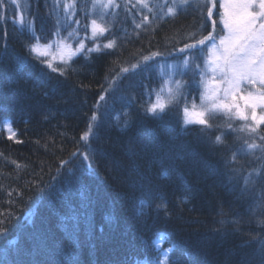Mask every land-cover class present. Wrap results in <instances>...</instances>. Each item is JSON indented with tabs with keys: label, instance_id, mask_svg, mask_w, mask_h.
Wrapping results in <instances>:
<instances>
[{
	"label": "trees",
	"instance_id": "obj_1",
	"mask_svg": "<svg viewBox=\"0 0 264 264\" xmlns=\"http://www.w3.org/2000/svg\"><path fill=\"white\" fill-rule=\"evenodd\" d=\"M196 1L101 14L78 0L74 26L57 0H0V264H149L167 249L175 264H264V149L223 114L186 123L184 98L199 94L187 73L184 97L147 111L156 61L209 35ZM92 21L106 31L66 59L31 51Z\"/></svg>",
	"mask_w": 264,
	"mask_h": 264
},
{
	"label": "rangeland",
	"instance_id": "obj_2",
	"mask_svg": "<svg viewBox=\"0 0 264 264\" xmlns=\"http://www.w3.org/2000/svg\"><path fill=\"white\" fill-rule=\"evenodd\" d=\"M14 1V0H13ZM78 0H57V3H60L62 6L60 10L63 11V15L68 17L70 20H73L72 23H74V26L79 25V20H76V17L72 19V15L75 14L76 10V2ZM80 1H86L89 3L88 7L91 9L97 8L99 9V12L105 13L109 11L112 13L115 9L118 8V0H80ZM139 8H146L148 4L153 3L155 6L159 7L163 3L166 2V0H133ZM216 0H197L196 2H199L201 5L205 4L206 6V13L208 15V7H212L215 5ZM220 4H228L229 0H219ZM172 8L174 6H177L178 8H184L182 7L181 0H171ZM66 3H71L72 7L69 9L65 8ZM170 5V6H171ZM84 6V4L82 5ZM169 6L167 7V10H169ZM21 9V8H20ZM217 10V8H216ZM252 11H259L258 4L255 8L250 9ZM166 11V9H165ZM224 10L219 7L217 15L214 17L212 16L211 19H208L210 22L209 25V33L212 32L213 34L216 33L219 35H214L215 40H205V43L203 45L196 44V52L194 50L188 51L187 53H184L181 57V61L175 62L170 61V63L163 62L161 60L156 61V64H158V69L160 72H163L164 75V83L162 86V91L160 92L161 95L158 96L160 101L163 103L168 102L171 98L175 97H182L184 93L182 94L183 89V83H181L180 77L183 76V73H187L191 78L194 85L198 87V99L194 101V97L184 98L185 102L187 103V106L184 107L189 110V113H192L193 111L196 112H216L219 114H223L227 118L231 117L232 120L237 122V126L242 129L245 133H250V135L247 138H250V142H247V147L249 144H256L258 146H261V148L264 149V140L261 139V137H264L263 135H259L256 131L254 134L249 131V127H256L255 123L251 119V109L246 108L244 101L240 100V96H248L249 93L253 94L254 96H258L260 93L257 91L259 88V85H256V87H252L251 85H241L239 88L229 84L227 81L231 78L230 76H222L219 72L218 66H217V60L216 57L219 55L217 52V48H220V40L221 37H227L228 33L227 31L223 30V25L220 24L219 30L218 28L213 30L212 27V21L215 20L220 21V13H222ZM21 12V10H20ZM215 12V9H214ZM18 17L20 15L18 14ZM68 18H66L68 20ZM262 21L257 18L256 26H259V23ZM97 25L104 28L103 24L101 22H96ZM81 25V24H80ZM93 25L91 23V26L86 29V33L76 32L74 30V27H66L63 32L60 33V31H54L53 34L50 36L49 40H47L46 44H38L37 47L41 51H46L47 56L50 58V60L55 59H66L73 54L79 52L82 50L83 45L85 44L84 36L87 34L90 36V38L93 40L97 39L99 36H101L103 33H100L97 31L95 35H93L92 31ZM105 29V28H104ZM208 36V35H207ZM205 36V37H207ZM218 36V37H217ZM202 37L201 39H203ZM94 42V41H93ZM215 45L216 47H213ZM203 47H206V51L203 50ZM185 50L178 52H184ZM191 53V56L190 55ZM155 56V55H154ZM198 59V60H196ZM187 61V63H186ZM198 62L199 65H192L194 62ZM199 66V67H197ZM215 69V71H214ZM182 74V75H181ZM181 75V76H180ZM183 78V77H182ZM177 82L180 83V87H177ZM192 84V83H189ZM192 90H194V87H192ZM187 97V94H185ZM157 96L153 97L152 102H157ZM184 97V96H183ZM235 97V98H234ZM152 103V104H153ZM239 105L240 111L244 113V116L247 117V119L242 118L241 116L237 115V109L236 105ZM223 105H229L231 107L225 108ZM183 110L184 119L193 121L195 120L194 116H187L185 115V111ZM264 114L262 110L257 107V115ZM240 123H239V121ZM264 124H261L257 130L262 128ZM258 148V147H257ZM255 148V149H257ZM253 150V149H249ZM159 243L156 244V247Z\"/></svg>",
	"mask_w": 264,
	"mask_h": 264
},
{
	"label": "snow or ice",
	"instance_id": "obj_3",
	"mask_svg": "<svg viewBox=\"0 0 264 264\" xmlns=\"http://www.w3.org/2000/svg\"><path fill=\"white\" fill-rule=\"evenodd\" d=\"M143 2V0H142ZM181 3H184V0H181ZM258 4L259 11H252L250 9L255 8ZM145 6H147L145 4ZM207 6V5H205ZM72 7L71 3H66L65 8L69 9ZM224 11L220 13V21H212L213 30L216 29L218 23L223 25V30L227 31V37H221L220 48H217L219 55L216 57L217 66L219 72L222 76H230L231 78L227 81L229 84L239 88L243 85H251L256 87L259 85L257 91L260 93L258 96H254L249 93L248 96H240L239 99L244 101L245 107L251 109V119L255 123L256 127H249V131L253 134L257 131V128L264 124V114L257 115V107H259L262 112H264V0H229L228 4L221 3L219 5ZM215 5L208 7V15L206 19H211L214 15ZM175 9L169 8V13H174ZM257 18H259L261 23L259 26H256ZM92 31L93 35L99 31L103 33L106 29L100 27L96 24V21H92ZM139 27V25H138ZM205 40H215V37L212 32L209 33L207 37L196 41L194 44L185 45V48H195L196 44L203 45ZM106 48L114 47V41L109 42L104 45ZM213 47H216L213 45ZM96 50H99L98 48ZM31 51L36 53L38 56H46V51H41L37 45L31 46ZM91 51V50H90ZM183 51V49H181ZM153 55H159L154 53ZM151 57H144V60H150ZM49 67H52V64L48 61ZM187 63V61H186ZM132 67H136L133 65ZM199 67V66H197ZM55 70V69H53ZM121 71H127V69H122ZM215 71V69H214ZM177 87H180V83L177 82ZM235 98V97H234ZM165 103L161 102L159 97L157 102L153 103L147 111L150 113L162 112L165 110ZM225 108H229V105H223ZM237 115L241 116L244 119H247L244 116V113L240 111L239 105H236ZM186 117L191 115L195 117L194 122L204 125L206 127H211L208 123V120L205 119V112H196L193 111L189 113V110L185 108ZM186 123L193 122L190 120L185 121ZM5 127L9 128L11 131L8 122L5 121ZM230 127V126H229ZM89 130L94 133L91 124L89 125ZM88 133H85L81 139H86ZM10 138H12L10 136ZM264 140V137H261ZM215 142L217 144L222 142V136H217ZM259 147L256 144H249V149H255ZM85 160H91L89 156L84 157ZM89 169L91 168V163L88 165ZM247 182V181H246ZM0 231H3L0 229ZM261 246L264 247V241H262ZM158 247V246H157ZM171 249L162 250L159 252V256L153 258L149 261V264H175L172 260V257L169 255ZM137 264H140L138 261Z\"/></svg>",
	"mask_w": 264,
	"mask_h": 264
}]
</instances>
